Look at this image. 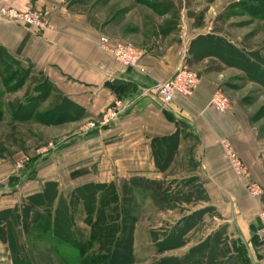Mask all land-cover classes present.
<instances>
[{
	"label": "rangeland",
	"instance_id": "374dc122",
	"mask_svg": "<svg viewBox=\"0 0 264 264\" xmlns=\"http://www.w3.org/2000/svg\"><path fill=\"white\" fill-rule=\"evenodd\" d=\"M57 2L85 14L110 38L125 40L150 53L161 55L172 47L178 56L186 48L191 55L195 46L194 55L185 56L183 66L196 71L200 79L204 74L210 76L217 83L212 95L221 90L230 101L226 113L234 112L249 127L248 135L256 139L253 147L262 178L256 182L261 193L253 197L262 201L257 212L259 220L264 210V0ZM65 100L30 63L18 57L0 60V180L5 178L0 181V264H169V260L180 256V251L169 252L167 240L161 248L153 244L157 235L167 233L169 213L155 204L151 189L131 186L121 179L112 181L116 193L111 188L103 190L91 207L88 189L75 198V206H70L75 244L58 239L53 227L42 226L43 219L34 223L39 215L46 214L47 208L43 204L31 205L28 198L38 186L26 184L31 177L45 178L40 192L48 182H55L58 196L66 204L75 188L97 182L87 176L70 183L69 174L62 173L64 167L56 176L48 175L57 164V152L93 134L96 128L84 129L108 109L90 118ZM209 108L214 109L211 105ZM63 112L69 114V119L57 122ZM49 113L54 115L43 121L41 117ZM218 146L223 151L220 143ZM234 150L237 152L235 147ZM175 184L165 182L164 188H176ZM49 189L51 197L54 187ZM36 202L40 203V199ZM163 202V206L168 204V200ZM126 222L133 227L131 241L130 234L122 232ZM103 254L107 258L102 263L96 261ZM254 256L257 264H264V253L257 249ZM177 258L183 264L198 259Z\"/></svg>",
	"mask_w": 264,
	"mask_h": 264
},
{
	"label": "crops",
	"instance_id": "0c3cea01",
	"mask_svg": "<svg viewBox=\"0 0 264 264\" xmlns=\"http://www.w3.org/2000/svg\"><path fill=\"white\" fill-rule=\"evenodd\" d=\"M10 5L22 11L47 10L50 27L36 30L0 18V47L42 72L90 118L115 105L122 110L117 122L98 124L89 137L60 149L48 175H57L64 167L62 173H68V182L74 184L87 176L105 184L116 179L129 183L135 177L163 184L175 181L176 188H164L168 204L154 199L169 213L165 221L170 226L153 244L161 248L167 240L169 252L181 253L175 259L188 257L199 247L201 264H207L210 256L212 264H257L256 250L264 253L257 236L262 201L247 192V183L259 182L262 174L249 127L234 112L209 108L217 83L206 74L192 96L176 98L169 109L145 92L181 69L195 46L191 55L188 48L180 56L172 47L161 55L146 51L140 63L144 72L125 69L99 47L105 34L85 14L57 0H0V7ZM225 137L248 167L246 180L230 170L218 146ZM45 181L37 176L26 184L37 183L34 194Z\"/></svg>",
	"mask_w": 264,
	"mask_h": 264
},
{
	"label": "built area",
	"instance_id": "2783aa9c",
	"mask_svg": "<svg viewBox=\"0 0 264 264\" xmlns=\"http://www.w3.org/2000/svg\"><path fill=\"white\" fill-rule=\"evenodd\" d=\"M0 18L17 24L24 25L31 29L45 30L50 27L49 12L47 10L29 9L25 11L15 8L0 7ZM99 47L110 54L114 61L125 69H141L140 63L146 55V51L125 40H116L107 35L100 37ZM200 77L196 71L189 66H183L170 79L157 81L146 93H151L158 98L164 108L169 109L176 98H188L192 96L199 86ZM210 105L218 112H226L230 109L229 98L221 91L214 92L210 99ZM122 113L118 106L109 107L101 118L96 122H90L84 131L97 128L98 124L108 125L118 121ZM223 155L225 156L230 170L238 177L239 180L248 178V167L240 158L228 138L219 140ZM247 190L252 196L261 193L260 186L254 181L247 183ZM260 227L258 230V239L264 250V210L259 213Z\"/></svg>",
	"mask_w": 264,
	"mask_h": 264
},
{
	"label": "trees",
	"instance_id": "16d2710c",
	"mask_svg": "<svg viewBox=\"0 0 264 264\" xmlns=\"http://www.w3.org/2000/svg\"><path fill=\"white\" fill-rule=\"evenodd\" d=\"M7 58L13 59L14 56L10 55L5 49L0 47V60L7 59ZM32 68H33V66H32ZM39 73L43 74L42 72H39ZM45 78H46V81L50 84V86L52 88H55L58 91V89L48 80V78L46 76H45ZM58 93H59V95H62L59 91H58ZM62 97L64 98V100L66 99L65 100L66 102H68L71 105H73L74 107H76V105H74V103H72V101H70L68 98L64 97L63 95H62ZM77 108H79V107L77 106ZM59 109H62V108H59ZM59 109H57V110H59ZM80 109L84 113V115H82V116H85L86 115L85 110L82 108H80ZM57 110H55V111H57ZM65 113L66 112H63V115L60 116L61 118H56L57 119L56 121L58 122V121L62 120L63 118L69 119V114H65ZM53 115H51V113H49L47 115H43L41 117V119L43 121L48 120ZM67 115H68V117H67ZM73 119H79V117H74ZM80 173L84 174L85 170H81ZM128 185L141 187L144 189H151L153 198L159 202H163V201L167 200V198H168V193H165L167 189H164L163 182H158V181L149 180V179H145V178L135 177L129 181ZM51 186L54 187V192H53V195L51 197H49L48 192H49V190H51V189H49ZM109 188H111L112 191L114 193H116V186L113 183H110V184L91 183V184L85 185L83 187L75 188L71 194V201L66 204L64 202V200L62 198H59V196H58L59 192H58L57 184L55 182H48L45 185V188L43 191L38 192L36 194H33V195L29 196V198H28L31 205L36 206L38 204H43L47 208V212L45 214L46 216L43 214V216L40 217V215H39L36 218V220L34 221V223H36V222L38 223L41 219H43L42 220V226L43 227L45 226L46 228L53 227L54 231H55L54 233L58 239H60L62 241L70 242L72 244H75V240L72 237V231H73L72 229L74 227V221H73L72 216H71L70 206L71 207L75 206V198H77V196H81L82 191L84 192V191H86V189H88L90 196H91V198H90L91 201L88 202V205H89V207H91V205H93L94 201L95 202L97 201L94 198H96L98 195H100L99 193H101L103 190H110ZM37 199H40V203L36 202ZM87 199L88 198H86L85 200H87ZM56 200H57V202H56ZM77 201H79V200H77ZM77 201H76V203H77ZM52 207L55 208V210L53 212L51 210ZM96 226H97L96 229L101 230V226H99V225H96ZM132 231H133V227L130 226L128 224V222L124 223V226L122 228V232H124L125 234H128V235L130 234V236L128 238V240H130V241L132 239L131 238ZM124 241L127 242V239L124 238ZM82 250H84V249H82ZM202 253H203V250L201 251V248L198 247L196 249H193L190 252L189 256L186 258L196 257V258H198L197 261L194 260L192 264H201V262H202L201 257L203 256ZM106 258H107L106 254H103L102 256L99 255L98 259L96 261L100 262L101 260H105ZM127 258H128V255H127ZM211 258H212V256H210V259ZM124 259L126 261V257H124ZM210 259L208 260L207 264H212ZM170 261H172V264H183L184 263V261H182V260L171 259V260H169V264H170ZM100 263H102V262H100ZM185 264H187V263L185 262Z\"/></svg>",
	"mask_w": 264,
	"mask_h": 264
}]
</instances>
